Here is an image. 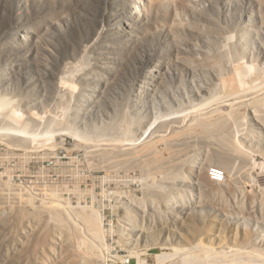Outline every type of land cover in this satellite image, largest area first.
I'll list each match as a JSON object with an SVG mask.
<instances>
[{
	"label": "rangeland",
	"instance_id": "374dc122",
	"mask_svg": "<svg viewBox=\"0 0 264 264\" xmlns=\"http://www.w3.org/2000/svg\"><path fill=\"white\" fill-rule=\"evenodd\" d=\"M1 104L0 264H264V0H0Z\"/></svg>",
	"mask_w": 264,
	"mask_h": 264
},
{
	"label": "bare ground",
	"instance_id": "6f19581e",
	"mask_svg": "<svg viewBox=\"0 0 264 264\" xmlns=\"http://www.w3.org/2000/svg\"><path fill=\"white\" fill-rule=\"evenodd\" d=\"M126 3V2H125ZM135 8V7H134ZM135 10H136V12L138 11V12H141L142 10H141V8H139L138 6H136V8H135ZM133 16H134V18H137V14L136 13H134V12H132L131 13ZM114 63V62H113ZM107 73V72H106ZM254 75V72L252 71V70H244V69H242V71L241 72H239V74L238 75H236V76H234V77H232V78H230V82H231V84L233 85V86H238L237 88H236V92H241L242 91V87H239V86H241L242 84H244V82L246 81L247 82V79H250V78H252V76ZM149 77V76H148ZM146 79H149V78H146ZM247 91H245V92H241V93H235V94H239L238 96L239 97H242V96H246L247 95V93H246ZM252 94H256V92H254V90L251 92ZM235 94H233V95H231L230 96V98L231 99H233V98H236V97H238V96H236V97H234V95ZM229 98V97H228ZM130 100V99H129ZM134 100H132V102H133ZM135 103V102H134ZM4 106V104H1L0 105V109L2 108ZM211 126V127H210ZM216 125H208L207 124V126H206V129H205V131H207V130H210L211 128H213V127H215ZM86 218V220H87V222L90 224V226L92 227V229H95V230H97V221L94 219V217L93 216H88V217H85ZM203 245V242H199L198 243V247H201ZM191 262H193V261H190V260H188V261H186V264H191ZM194 264V263H193Z\"/></svg>",
	"mask_w": 264,
	"mask_h": 264
}]
</instances>
